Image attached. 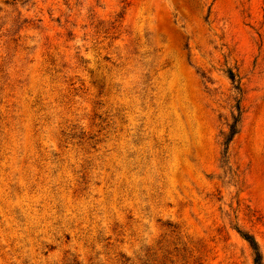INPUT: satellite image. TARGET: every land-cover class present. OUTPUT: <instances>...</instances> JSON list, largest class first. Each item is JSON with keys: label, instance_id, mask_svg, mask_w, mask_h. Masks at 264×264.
<instances>
[{"label": "rangeland", "instance_id": "374dc122", "mask_svg": "<svg viewBox=\"0 0 264 264\" xmlns=\"http://www.w3.org/2000/svg\"><path fill=\"white\" fill-rule=\"evenodd\" d=\"M239 231L264 264V0H0V264H255Z\"/></svg>", "mask_w": 264, "mask_h": 264}, {"label": "trees", "instance_id": "16d2710c", "mask_svg": "<svg viewBox=\"0 0 264 264\" xmlns=\"http://www.w3.org/2000/svg\"><path fill=\"white\" fill-rule=\"evenodd\" d=\"M230 79L234 84H237V89L240 90L241 83L237 80V76L233 72H229ZM237 113L233 115L232 123L229 125V131L224 136V147L225 152L228 153L231 144L235 140L236 136L240 133L241 129V122H242V116H243V109L241 102L238 103L236 106ZM242 237L245 239V241L248 242L250 249L252 251V255L254 258L255 264H263V255L260 251V247L256 240L249 234L243 233L239 231Z\"/></svg>", "mask_w": 264, "mask_h": 264}]
</instances>
